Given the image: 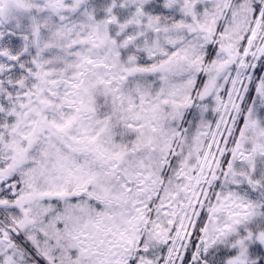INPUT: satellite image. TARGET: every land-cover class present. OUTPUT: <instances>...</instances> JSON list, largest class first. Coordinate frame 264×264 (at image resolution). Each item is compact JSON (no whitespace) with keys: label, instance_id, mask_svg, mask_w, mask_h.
I'll return each instance as SVG.
<instances>
[{"label":"snow or ice","instance_id":"obj_1","mask_svg":"<svg viewBox=\"0 0 264 264\" xmlns=\"http://www.w3.org/2000/svg\"><path fill=\"white\" fill-rule=\"evenodd\" d=\"M0 264H264V0H0Z\"/></svg>","mask_w":264,"mask_h":264}]
</instances>
